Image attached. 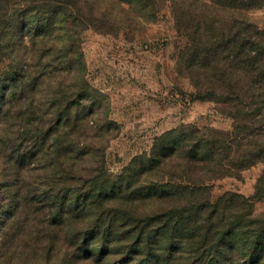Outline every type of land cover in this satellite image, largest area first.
<instances>
[{"label":"trees","instance_id":"trees-1","mask_svg":"<svg viewBox=\"0 0 264 264\" xmlns=\"http://www.w3.org/2000/svg\"><path fill=\"white\" fill-rule=\"evenodd\" d=\"M167 7L186 39L177 71L231 129L181 125L111 174L116 124L86 80L81 34L138 31ZM259 8L264 0H0V264L61 249L76 264H264V214L253 211L264 169L250 197L213 196L215 182L264 165V30L248 16ZM18 238L32 253L9 252Z\"/></svg>","mask_w":264,"mask_h":264},{"label":"rangeland","instance_id":"rangeland-1","mask_svg":"<svg viewBox=\"0 0 264 264\" xmlns=\"http://www.w3.org/2000/svg\"><path fill=\"white\" fill-rule=\"evenodd\" d=\"M248 16L264 30V8L253 9ZM81 40L86 80L93 89L108 97V118L116 124L104 150V164L109 173L120 174L134 158L150 151L155 138L181 125L231 129L232 120L219 112L220 106L192 99L195 89L177 71L178 52L186 39L176 30L169 7L155 22L138 31L115 30L107 34L88 29L82 32ZM263 169L264 165H256L243 171L238 179L215 182L213 196L236 192L250 197ZM253 211L255 215L264 214V199L253 203ZM18 240L9 243L11 254L32 253V245L25 249ZM6 251L2 249V253ZM39 255L23 257L22 262L76 264L77 261L71 255L64 261L63 249L53 253L51 260ZM10 264L17 261L13 259Z\"/></svg>","mask_w":264,"mask_h":264}]
</instances>
